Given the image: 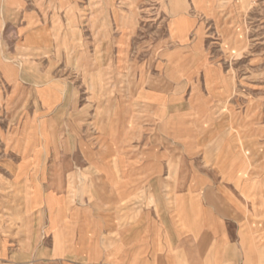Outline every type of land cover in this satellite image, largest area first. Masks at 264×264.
<instances>
[{"label": "crops", "instance_id": "0c3cea01", "mask_svg": "<svg viewBox=\"0 0 264 264\" xmlns=\"http://www.w3.org/2000/svg\"><path fill=\"white\" fill-rule=\"evenodd\" d=\"M76 2L0 0V38L8 32L23 59L0 61L11 89L0 128V264H264L258 131L224 111L236 103L207 61L200 0L170 18L162 64L138 71L134 99L126 87L115 100L87 91L111 99L67 108L72 93L45 55L58 35L52 6Z\"/></svg>", "mask_w": 264, "mask_h": 264}, {"label": "rangeland", "instance_id": "374dc122", "mask_svg": "<svg viewBox=\"0 0 264 264\" xmlns=\"http://www.w3.org/2000/svg\"><path fill=\"white\" fill-rule=\"evenodd\" d=\"M67 4L66 9L52 6L56 33L54 53L48 52L46 65L54 77L65 83L72 93L65 105L105 104L116 99L119 88L126 87L128 99L135 96V75L138 71H153L161 62L155 61L169 48L170 18L183 15L194 0H90ZM203 12L202 28L205 50L212 53L209 66L219 68L229 84L226 97L235 105L223 106L226 114H240L243 127L254 119L258 131L259 155L264 160V0H200ZM84 7V8H83ZM121 8L115 20L113 9ZM64 13L66 24L61 20ZM3 19L0 20L2 23ZM65 31V32H64ZM16 40L4 33L0 38V61L7 65L23 62L19 51L13 54ZM151 46V47H150ZM119 49V52H118ZM120 49L121 51L120 54ZM152 49V62H147ZM123 56L122 62L119 57ZM119 62V63H118ZM126 80L119 81L118 74ZM52 76V74H50ZM64 86V87H65ZM11 89L0 77V128L5 122L1 113L8 111L4 99ZM108 93L111 97L87 98ZM192 99H203L204 92L192 90ZM187 95V94H186ZM230 101L229 103H232ZM103 116V115H102ZM73 117L71 116V119ZM245 124V125H244ZM244 129V128H243ZM250 138L242 136L244 146ZM264 171V168L261 167Z\"/></svg>", "mask_w": 264, "mask_h": 264}]
</instances>
